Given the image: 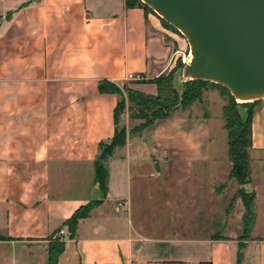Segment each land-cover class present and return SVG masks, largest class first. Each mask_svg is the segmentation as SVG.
I'll list each match as a JSON object with an SVG mask.
<instances>
[{"label": "crops", "instance_id": "1", "mask_svg": "<svg viewBox=\"0 0 264 264\" xmlns=\"http://www.w3.org/2000/svg\"><path fill=\"white\" fill-rule=\"evenodd\" d=\"M127 1L0 0V264H49L55 234L57 264H264L257 223L240 240L244 210L222 209L216 186L231 165L212 157L206 119L157 120L148 143L128 135L106 161L105 196L95 182L116 133L115 90L157 96L149 81L188 50ZM252 150L264 151V100ZM92 201L71 238L66 222Z\"/></svg>", "mask_w": 264, "mask_h": 264}, {"label": "water", "instance_id": "2", "mask_svg": "<svg viewBox=\"0 0 264 264\" xmlns=\"http://www.w3.org/2000/svg\"><path fill=\"white\" fill-rule=\"evenodd\" d=\"M141 2L188 41L192 59L184 81L219 84L238 103L264 100V0ZM244 189L254 193L252 185Z\"/></svg>", "mask_w": 264, "mask_h": 264}, {"label": "rangeland", "instance_id": "3", "mask_svg": "<svg viewBox=\"0 0 264 264\" xmlns=\"http://www.w3.org/2000/svg\"><path fill=\"white\" fill-rule=\"evenodd\" d=\"M141 1V0H140ZM143 3V2H142ZM144 4V3H143ZM155 13V12H154ZM156 14V13H155ZM163 26L171 31L172 33L178 35L179 37L186 38L174 27L169 25L161 17ZM167 23L169 26H167ZM188 43V41H187ZM189 54V55H188ZM183 57H186V63L183 62ZM192 58L190 54V46L188 43V50L185 52V56H182L180 60L177 61L175 68L162 76L164 82L163 86V99L164 98H175V104H173L174 112L173 114L180 117H190L191 119H206L207 129L209 134L207 136V141L211 143L212 147V157L223 160L225 165L229 158L228 151V136L227 132L224 129V119H223V108L232 101L234 97L231 95L230 91L219 84L212 82H207L206 84L201 85L203 88V95L201 101L195 102L193 105L183 108L181 105V99L183 91L185 90V85L191 81L183 80V69L185 65L188 64L189 59ZM130 88L128 85L123 87L120 91V101H122V107L120 115L117 121V128L119 133L128 137L130 136V141L135 142H152L154 141L153 132L154 128H148L143 131L137 132L140 130L141 126L145 124L146 120L150 116L153 109L157 105H163L164 102H158L153 104H144L138 105L130 101ZM133 91V90H132ZM175 94L177 95L175 97ZM234 101L238 105H243L247 103H238L235 99ZM171 104V103H170ZM169 104V105H170ZM172 105V104H171ZM257 110V109H256ZM142 117V118H141ZM231 165V161H230ZM175 167L170 166L171 173H174ZM146 169H150L146 167ZM177 173H182V167L177 168ZM247 181L252 185V188L255 192V198L253 200V213L256 216L255 225L257 227L255 230V236L261 238L264 237V151H254L250 150V176ZM217 190H222L226 197L223 199L221 206L223 211L226 213L228 207L233 203L234 207L238 200V205L245 212V206L243 197L241 195L242 186L236 180H229V177L224 179L222 182L217 184ZM243 191V190H242ZM199 232V231H198ZM235 232V231H233ZM205 232L201 231L200 235H203ZM243 230L239 232L237 237H241ZM240 235V236H239Z\"/></svg>", "mask_w": 264, "mask_h": 264}, {"label": "trees", "instance_id": "4", "mask_svg": "<svg viewBox=\"0 0 264 264\" xmlns=\"http://www.w3.org/2000/svg\"><path fill=\"white\" fill-rule=\"evenodd\" d=\"M135 5L142 6L147 12H153L140 0L127 1L128 7H133ZM165 24L169 26L167 23ZM162 82H164L162 76L158 79L149 81V83L156 84L158 87V95L155 97L146 96L139 92L130 90V101L132 103L144 105L164 102L163 105H157V107L153 109L145 124H143L137 132L153 126L157 120L166 119L172 116L175 109L172 107L173 104H175V98L168 97L163 99ZM206 83L207 82L203 80H194L185 85V90L183 91L181 99V105L184 109L193 105L197 101H201L203 95V88L201 85ZM115 93L121 94L118 90H115ZM176 96L177 95L175 94V97ZM259 105L260 101L238 105L232 98V101H229V103L223 108L222 113L225 122L224 129L226 130L228 136V151L231 161L229 180L238 181L243 190L240 192L243 197L245 212L243 216V234L239 238L240 240L251 239L256 220V216L253 213V200L255 198V192L249 194L247 190L244 189V186L251 185L247 179L250 176V150L253 149V118ZM121 107L122 101H119L115 110L116 125ZM239 108H242L244 112L241 113ZM126 140L127 137L119 133L118 128L116 127V133L111 143H103L100 145V155L95 162V182L99 185L103 196L106 195L108 190V169L106 167V161L113 154L116 148L122 147L125 144ZM98 204L99 203L97 201L90 202L86 207L77 211L66 222L65 225L68 227L71 238H75L79 222L87 218L90 211ZM1 239L2 237H0V240ZM59 239L60 238L56 237V234L50 238V244L48 246L49 264H57L58 257L65 248L64 243Z\"/></svg>", "mask_w": 264, "mask_h": 264}, {"label": "built area", "instance_id": "5", "mask_svg": "<svg viewBox=\"0 0 264 264\" xmlns=\"http://www.w3.org/2000/svg\"><path fill=\"white\" fill-rule=\"evenodd\" d=\"M183 62L186 63V57H183ZM117 207L118 210H125L127 208V203L120 201L118 202ZM64 234H65L64 231H60L59 236L62 237Z\"/></svg>", "mask_w": 264, "mask_h": 264}, {"label": "bare ground", "instance_id": "6", "mask_svg": "<svg viewBox=\"0 0 264 264\" xmlns=\"http://www.w3.org/2000/svg\"><path fill=\"white\" fill-rule=\"evenodd\" d=\"M192 58L189 59V62L191 61Z\"/></svg>", "mask_w": 264, "mask_h": 264}]
</instances>
